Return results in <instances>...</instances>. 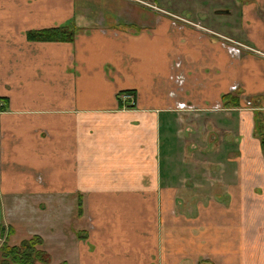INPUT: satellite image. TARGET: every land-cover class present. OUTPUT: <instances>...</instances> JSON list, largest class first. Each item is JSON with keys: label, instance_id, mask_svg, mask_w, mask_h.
Returning a JSON list of instances; mask_svg holds the SVG:
<instances>
[{"label": "crops", "instance_id": "1", "mask_svg": "<svg viewBox=\"0 0 264 264\" xmlns=\"http://www.w3.org/2000/svg\"><path fill=\"white\" fill-rule=\"evenodd\" d=\"M225 10L204 24L138 0H0V197L82 200L59 264H264V0ZM65 27L71 42L27 37ZM194 111L222 128L199 170L173 160L198 151L180 122ZM205 178L221 193L199 194Z\"/></svg>", "mask_w": 264, "mask_h": 264}, {"label": "rangeland", "instance_id": "2", "mask_svg": "<svg viewBox=\"0 0 264 264\" xmlns=\"http://www.w3.org/2000/svg\"><path fill=\"white\" fill-rule=\"evenodd\" d=\"M142 4H159L162 8L166 7V10L170 11L173 14H176L179 17L188 19L189 22L198 20L204 24H213L216 17L219 15L216 13L218 11H228L226 8L233 7V10L236 11L239 6L243 3L244 0H138ZM157 3V4H156ZM164 6V7H163ZM176 17V16H175ZM178 17V18H179ZM198 25V24H196ZM120 98L123 101V109L131 110L135 109L136 101L130 94H121ZM188 110V109H183ZM184 113V112H183ZM185 115L181 116L180 122L184 123L187 116H192L197 123H190L195 131L188 134L185 138L187 144L191 147H195L198 151H188L185 147V150L178 149L173 158L174 165H184L188 163V159H191L192 165H195L199 170L202 165H210L211 167L217 164L220 159V142L222 140L221 132L222 128L219 125L216 118L207 119V123H203V116H200L201 112H190L184 113ZM167 122L171 123L168 121ZM199 122V124H198ZM205 122V121H204ZM215 123L218 124L215 127ZM186 124V123H185ZM206 126H205V125ZM174 127V125H169L165 128ZM185 126L178 128V133H175L174 136L179 135L180 139L183 140V134L185 132ZM211 134L218 136L219 140H210ZM227 142V141H226ZM210 148V150H207ZM204 152H200L201 150ZM162 162L167 163L169 160L165 142L162 141ZM167 169L166 165L163 166V175H165V170ZM199 171L198 173H200ZM213 175V171H212ZM165 180L167 178L165 177ZM200 182V181H199ZM198 182V183H199ZM203 187H196V191L201 195H217L221 193L220 185L215 183L206 182V178ZM201 183V184H202ZM188 189V188H187ZM7 199V198H6ZM5 198L0 197L1 208H2V218L0 223V229L5 232V236L0 238V245L6 241L10 245H19L23 240L32 239L35 236H39L43 241V249L47 252L49 256L50 264H59V260L63 256L68 255L70 249L73 250V245L75 244V250L78 245L76 244L77 238L84 234L81 227L84 228V224L78 221V206L77 213H72L73 205H65L63 203H58L59 199H54L56 203L54 204H44L41 202L38 205L25 204V202L13 203L10 199L6 200ZM29 206L28 209H26ZM52 206V207H50ZM47 207V211H46ZM35 210V211H34ZM37 211V212H36ZM82 222H84L82 220ZM75 236H70L69 233L74 234ZM71 244V245H70ZM66 260V259H65ZM61 263H64L61 262ZM41 264V263H38Z\"/></svg>", "mask_w": 264, "mask_h": 264}, {"label": "trees", "instance_id": "3", "mask_svg": "<svg viewBox=\"0 0 264 264\" xmlns=\"http://www.w3.org/2000/svg\"><path fill=\"white\" fill-rule=\"evenodd\" d=\"M29 41L36 42H71L74 39V32L68 27L58 29H47L30 31L27 33ZM227 105H231V96L225 97ZM5 110V106L1 109ZM254 135L260 140L262 151L264 152V112H255ZM81 198V197H80ZM83 213L82 200H78V216ZM5 236V232L0 229V238ZM81 238V236H79ZM43 241L39 236L32 239H25L19 245H10L7 241L0 245V264H50L49 256L43 249ZM60 264H66L60 263ZM200 264H206L200 262Z\"/></svg>", "mask_w": 264, "mask_h": 264}, {"label": "water", "instance_id": "4", "mask_svg": "<svg viewBox=\"0 0 264 264\" xmlns=\"http://www.w3.org/2000/svg\"><path fill=\"white\" fill-rule=\"evenodd\" d=\"M223 13H228V11H218L217 14H223ZM1 218H2V208H1V201H0V223H1Z\"/></svg>", "mask_w": 264, "mask_h": 264}, {"label": "built area", "instance_id": "5", "mask_svg": "<svg viewBox=\"0 0 264 264\" xmlns=\"http://www.w3.org/2000/svg\"><path fill=\"white\" fill-rule=\"evenodd\" d=\"M221 38H222V37H221ZM229 42H231V41H229ZM247 49H248V48H247ZM233 90H237V87L235 86Z\"/></svg>", "mask_w": 264, "mask_h": 264}, {"label": "flooded vegetation", "instance_id": "6", "mask_svg": "<svg viewBox=\"0 0 264 264\" xmlns=\"http://www.w3.org/2000/svg\"><path fill=\"white\" fill-rule=\"evenodd\" d=\"M217 13V12H216Z\"/></svg>", "mask_w": 264, "mask_h": 264}]
</instances>
